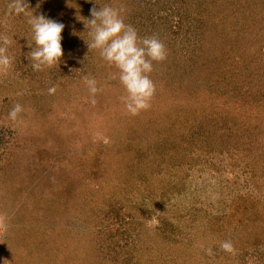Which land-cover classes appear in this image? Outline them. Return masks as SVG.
<instances>
[{
  "label": "rangeland",
  "instance_id": "1",
  "mask_svg": "<svg viewBox=\"0 0 264 264\" xmlns=\"http://www.w3.org/2000/svg\"><path fill=\"white\" fill-rule=\"evenodd\" d=\"M89 1L27 0L29 11L64 25L60 62L34 71L26 56L32 37L27 17L8 15L10 0H0V33L13 41L7 51L12 65L0 72V264H117L122 259L126 260L122 264H145V253L153 258L152 263L160 259L161 264H264V146L261 149L258 145L260 141L264 145V120H260L264 112L253 117L252 125L241 127L245 113L240 118L235 109L247 95H242L240 103L233 98L227 99V105L222 102L223 108L216 114L202 112L211 111L214 104L216 110L217 104L200 95L197 101L201 100L203 108L191 106L190 115L198 116L199 122L207 121L208 126L198 134L199 139L195 129L183 138L177 136L181 149L168 145L162 155L161 143L156 150L152 138L151 144L145 141L141 149L148 156V164L159 156L149 177H134L137 170L126 166L127 155L116 161L111 158L109 164L110 157L103 160L100 171L105 169L104 178L85 173L90 151L101 147L105 154L113 152L110 144L115 136L118 140L120 136L123 140L141 136L143 141L146 136L142 132L146 128L151 135L153 120L159 126L166 123L178 129L176 115L182 118L183 112H178L174 98L183 82L174 81L200 64L204 69H217V74L224 68H241L247 79L242 80L240 93L249 90L251 96L246 102H256L257 112L264 109V99H258L264 94V86L260 92L257 85H264V0H200L223 5L224 12H219L218 18L232 15L231 24L226 21L227 29L219 34L209 24L208 15L196 13L180 28L186 36H171L175 38L172 46L166 44L169 30L155 22L161 20L165 26L169 22L174 30L179 13L184 16L183 4L150 0L144 5V12H148L145 17L132 13L136 0H113L111 7L119 12L130 10L123 18L125 24L135 28L141 38L158 36L167 50L166 60L153 62L149 74L156 88L151 107L135 116L127 113L120 99L126 93L118 70L103 60L98 50L87 47L91 39L85 28L91 18L86 7ZM171 7L174 13L168 16L164 11L170 12ZM204 19L205 24L197 27L196 22ZM191 32L200 34L197 42L184 40L192 37ZM225 36L228 41L224 44L221 39ZM198 41L202 46L196 44ZM203 51L206 58L192 60V53ZM198 71L199 75L189 77L195 80H187L184 73L182 78L190 87L207 90L209 86L201 84L216 81L218 75L215 77L214 71L206 76L202 68ZM250 72L262 77L251 80ZM111 75L117 78L111 79ZM242 75L239 72V79ZM84 76L95 78L101 89L95 104L90 102ZM167 84L169 87L163 88ZM53 85L57 90L49 95ZM16 103L24 111L12 121L8 113ZM228 107L239 120L236 128L227 129L225 124L229 114L223 111ZM176 131L171 132L172 142L179 133ZM102 181L106 198L99 204L96 196L103 190L95 185ZM244 195L258 203L256 213L249 217H260L254 222L249 219L248 224H252L241 236V227L236 228V222L231 223L227 216L232 199ZM219 228L229 231L223 233ZM258 232L261 239L256 241ZM134 234H142V242ZM249 238L254 240L252 246ZM226 240L233 243L235 254L221 250L220 243ZM132 242H136L133 247ZM207 248L213 255L206 254Z\"/></svg>",
  "mask_w": 264,
  "mask_h": 264
},
{
  "label": "trees",
  "instance_id": "2",
  "mask_svg": "<svg viewBox=\"0 0 264 264\" xmlns=\"http://www.w3.org/2000/svg\"><path fill=\"white\" fill-rule=\"evenodd\" d=\"M77 0H75L76 2ZM137 3L135 6H133L134 8V11L132 13L134 14H137L138 15H141V14H144V16L148 15V12H144L145 8H144V5H147L150 0H136ZM159 1V0H158ZM179 1L180 4H183V12H184V16L181 15L182 13H179V16H178V20L176 21L175 23V26H174V30L172 29L171 30V26L169 25V22H167L166 26L165 25H161L160 21L158 22H155V24L157 26H164L163 28H165L164 30H169L170 34L168 35L167 37V40H166V44L167 45H174V39L175 38H172L171 36L174 35L177 37L179 35H181V29L182 26L184 27V25L186 23H188L191 19L195 18L194 15L199 14V15H208L210 18L208 21H210V25L211 26H214L213 28L217 29L215 30V32L221 34V33H224L225 30L227 29L226 25H225V22L229 20L228 22V25L231 24V18H232V15L228 16V18L224 15V16H221L219 19V15H221V13L219 12H224V8H223V5H217L215 6L213 3L211 2H200V0H177ZM184 1V2H183ZM247 1H251V2H258L260 0H247ZM96 2V3H95ZM111 3L113 4V0H94L92 2L89 1V4L86 6L87 8H89V10L91 11V9L93 7H96V8H99V7H103L105 5H108V6H111ZM253 3V4H254ZM247 4V3H246ZM71 5V4H70ZM175 6V5H174ZM209 6V7H208ZM215 7L217 10L214 11V9H212V7ZM233 8H235V6H231ZM178 9V7H176ZM210 8L212 10H210ZM128 9V8H127ZM161 10V8H160ZM173 11V8L171 7V11L170 12H167L166 10L164 12H166L168 14V16H171V14H173L174 12ZM214 11V13H213ZM144 12V13H143ZM122 13V14H121ZM126 13H130V10H126L125 12H120V15L122 16V18H124L126 16ZM234 13V12H233ZM133 14V15H134ZM129 15V14H128ZM145 16V17H146ZM144 17V18H145ZM140 18V16H139ZM91 19V18H90ZM222 20V21H220ZM194 21V20H193ZM154 22V21H153ZM152 22V23H153ZM195 22V21H194ZM197 24V27L199 26H203L205 24V19L202 20V21H199L196 22ZM184 24V25H183ZM197 27H195L194 29H196ZM189 28V26H188ZM84 30V29H83ZM81 30L79 33H82ZM189 29H187V31H185L186 33H188ZM214 31V30H213ZM85 32V30L83 31ZM172 32V33H171ZM192 37H187L186 39H184L186 42H191V41H195L197 42L196 40H198V36L200 34H196L195 32H191L190 33ZM205 34V33H203ZM182 36H186L185 33L182 34ZM214 37V35H213ZM228 36H225L221 39V42H223L225 44V42L228 41ZM211 42V40H209ZM198 46H202V44L198 41V43H196ZM197 46V47H198ZM201 50V49H199ZM192 60L194 59H204L206 58L207 54L203 51V53H192ZM195 57V58H194ZM198 61V60H197ZM196 62V61H194ZM247 67V66H246ZM199 68H202L203 69V72H206L205 75L208 76L209 74H213L214 71H215V77L216 75L217 76V80L216 81H208L204 84H201L202 87H208L207 90H199L201 89L200 87H190L189 84L185 83L187 82L186 79L188 80H191L192 78H189V77H194L195 73H197L198 75L200 74V71H198ZM204 65L203 64H200L199 67H197L195 69V71H190L187 73L186 70L183 72L185 75H188V77L186 79L182 78L184 77V74L180 75V77L176 78L177 81H174V84H177V83H180V82H183L182 83V86H179L177 87V90L176 91V88H175V91H176V94L178 97L177 98H174L175 100V107H177L178 109V112L179 113H182L183 112V117L180 118L179 115H176L177 117V123H179V127L177 129V126H176V129H174L175 127L171 124H168L164 126H159L157 124V120H153L152 121V129L151 130V135L150 134H147V130L145 128V130H143V136L145 137V139H143V141L141 140L142 137L141 136H137L134 139H131V137L129 136H126V138L123 140L121 139L122 136H120L121 138H119V140L116 138V136L113 138L111 144H110V147L112 148V151L113 152H108V153H104L103 152V149H96L95 151H90L89 153V158L87 160H85L88 164V168L85 170V173L86 175H97V177H102L104 178L105 177V173H103L105 171H100V166H102V162L103 160L107 159V164H109V161L112 160L113 161H116L118 158H123V156L127 155V157H129V160L126 162V166H132L134 169L137 170L136 172V176L134 177H142V178H146L147 176L149 177L150 174V170L151 168L154 166V165H157V159H158V155L155 156L153 159V163L150 165L148 164V156H146L145 154V151L143 152L142 149H141V146H143V144L145 143L146 141V145L148 143H152L151 141V138L153 139L154 141V146H155V149L157 150V146L160 144L159 148H160V154L164 155V151H165V148L168 146V145H173V146H178L180 149L182 148V145L180 144V140L181 138H183L182 135H187L188 133H193L191 132L192 129H195L197 131L196 135H197V139H199L200 137L198 136V134L203 130L205 127L208 126L207 124V121H203V122H199V117L198 116H191V112H190V107L191 106H200L203 108V104H201V100L197 101V99L200 97V95H204L206 98H208L210 101L211 100H214L215 103L217 104L215 107H216V110L213 109V106H211V111L210 109L208 108V110L206 109H203V113L207 114V112L209 111L210 114H212V112L215 111V114L216 113H220L219 110H222L223 108V105L222 102L225 103V105H227V99L228 100H232V98L236 101H238L239 103L241 102L239 99L243 98L242 95H247V97L244 99L243 98V102L241 103V105H239V107H237L235 109V111L237 112V114L239 115V117L241 118L243 116V113L244 114V120L241 121V127H248L247 125H252V123H250L251 121H255V119H253V117H256L258 118L260 116V114L262 112H264V109L260 110L257 112V107H256V102L254 104H252L251 102H246L249 98H250V93H248L249 90H245L243 91V93L241 94L240 93V90L241 88L244 87V85L242 84L243 83V79H247V77H243V76H246V75H242V72L239 70L241 68H234V69H228V68H224L223 70H221L218 74H217V69H214V70H209V69H204ZM236 69V70H235ZM234 70V71H233ZM198 71V72H196ZM239 72L241 73L242 77L241 79H239ZM172 73V72H171ZM228 75V76H227ZM249 79L251 78V80H255V79H260L262 77L261 74L259 73H256V72H250L249 74ZM198 77V76H197ZM195 77V78H197ZM225 79V82H223V80ZM192 80H195V79H192ZM220 80V81H219ZM259 82V80L257 81V83ZM170 85L172 86V84L170 83ZM258 85V90H261L260 92H262L263 90V86L264 85H261V84H257ZM231 86V87H229ZM251 86V85H250ZM166 87H169V84H167V86H164L163 88H166ZM254 87V86H252ZM162 88V89H163ZM191 88H193V90L191 91ZM257 88V86H256ZM201 91V92H199ZM170 95V94H169ZM171 96V95H170ZM211 97V98H210ZM258 99H264V94H260V96H258ZM197 101V102H196ZM219 101V102H218ZM174 103V101H173ZM250 106L254 107V110H252V108H250ZM261 106L264 108V102H262ZM200 107V108H201ZM225 107V106H224ZM213 109V110H212ZM197 110V109H196ZM195 111V110H194ZM199 111V110H198ZM229 112V113H228ZM224 114H229V119L225 120V124H227L229 128L227 129H231L232 127H238L237 123H238V118H236V116L233 117V113L232 111L230 110V107L224 109L223 111ZM196 115V114H195ZM235 115V114H234ZM263 117H260V120L261 122L264 120V113L261 115ZM185 117L187 118L186 120H183L185 119ZM194 119V120H193ZM190 120H193V122L191 123ZM208 120V119H207ZM198 122V123H197ZM232 122V123H231ZM174 123V122H173ZM177 125V124H176ZM189 126V127H187ZM151 128V126H150ZM252 128V126L250 127ZM178 130V131H176ZM172 131H176V132H179L178 134L175 135L176 137V141L172 142L170 140V135H172ZM138 132V131H136ZM177 136H180V137H177ZM193 136V134L189 135L187 139L188 141H190V138ZM125 137V136H124ZM139 139L137 141V146H135V142L136 140ZM147 139H148V142H147ZM220 139V136L218 135L216 137V140L218 141ZM258 145H261V149L263 148V143L260 141L258 142ZM167 151H170V149H166ZM145 156V158H144ZM136 157V159L134 158ZM164 158V156H163ZM171 158H173L171 156ZM258 158H262V155H258ZM257 158V160H258ZM167 159V158H166ZM162 162H163V159H162ZM257 162V161H256ZM104 163V162H103ZM130 164V165H129ZM162 164H165L164 162ZM161 164V166H162ZM150 165V166H148ZM160 165V164H158ZM148 166V168H147ZM148 170V171H147ZM69 173L67 172V175ZM158 176H159V173L157 172ZM251 180V179H250ZM71 182H76V180H73ZM103 184H104V181L101 182V184L99 185H95V187L98 189V190H103V192L98 196H96V200L99 201V204L101 202H103L106 198V192L104 191V187H103ZM257 187V186H256ZM248 197H246L245 195L244 196H238L237 199H232V202H231V206L229 207L231 209V211L228 213V216L227 218L229 219V221L232 223V221L234 220L236 222L235 225L236 228H240V231H241V236L242 234L244 233V231H246L248 229V225H251L252 223L248 224V220L249 219H252L250 222H254L255 219L259 218L260 216L259 215H256V218H251L249 217V215H254L256 213V208L258 207V203H256V201L253 199V197H251L250 195H247ZM108 197V195H107ZM97 213H98V210H97ZM241 215V216H240ZM231 218H234V219H231ZM220 219V218H219ZM213 220H209V223H212ZM225 222H226V219H225ZM252 227H255L257 228V226H255V224H253ZM245 228V230H244ZM219 229H223V228H219ZM237 229L234 230V232L236 231ZM227 231H229V228H224L223 229V233H226ZM238 231V230H237ZM239 231V232H240ZM136 235V234H134ZM137 238V241L139 242H142V234L141 236H139L138 234L136 235ZM260 234L259 232L256 233V241L257 240H260ZM133 239V240H135ZM254 239V238H253ZM131 240V241H133ZM249 241V245L252 246L254 244V240L252 241L251 238L248 239ZM252 241V242H251ZM136 242H132V247L133 245L135 244ZM101 245V244H99ZM109 253V252H108ZM145 256V259L143 260V263L145 264H161L160 263V259H155V261L152 263V260L153 258L149 256V254H144ZM119 261V260H118ZM126 260H121L119 261L120 263H117V264H122V263H125Z\"/></svg>",
  "mask_w": 264,
  "mask_h": 264
},
{
  "label": "clouds",
  "instance_id": "3",
  "mask_svg": "<svg viewBox=\"0 0 264 264\" xmlns=\"http://www.w3.org/2000/svg\"><path fill=\"white\" fill-rule=\"evenodd\" d=\"M7 7L8 15L23 14L27 17L32 37L28 40L30 51L26 56L32 62L33 70L41 71L45 67L51 68L58 64L64 55L61 45L64 25L29 11L27 0H10ZM90 15L91 19L85 24L91 37L86 42L87 47L89 50H98L100 57L118 70V79L126 93L120 99L127 113L135 116L148 110L156 91L149 74L153 71V62H163L167 58L164 43L156 35L141 38L135 28L125 24L119 10L111 6L93 7ZM12 42V38L0 33V72L8 70L12 65L13 58L7 54ZM110 78L117 77L111 75ZM83 80L90 94V102L95 104V96L101 89L97 87L95 78L84 76ZM56 90L53 85L48 89V94L53 95ZM23 111V106L16 103L8 117L15 121ZM220 248L226 253L236 252L230 240L222 241ZM205 251L207 255H213L211 248Z\"/></svg>",
  "mask_w": 264,
  "mask_h": 264
}]
</instances>
